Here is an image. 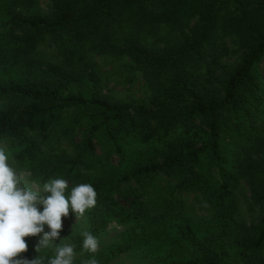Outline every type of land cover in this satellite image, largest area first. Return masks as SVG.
<instances>
[{"label": "trees", "instance_id": "trees-1", "mask_svg": "<svg viewBox=\"0 0 264 264\" xmlns=\"http://www.w3.org/2000/svg\"><path fill=\"white\" fill-rule=\"evenodd\" d=\"M41 1L0 0V98L22 103L0 110V147L39 185L94 186L88 231H126L99 264L134 249L156 264H264V0ZM44 44L53 63L34 57ZM92 56L140 71L147 104L102 95ZM52 135L66 144L58 156L42 151ZM239 181L261 213L247 229L233 219ZM187 195L211 219L173 214Z\"/></svg>", "mask_w": 264, "mask_h": 264}, {"label": "clouds", "instance_id": "clouds-1", "mask_svg": "<svg viewBox=\"0 0 264 264\" xmlns=\"http://www.w3.org/2000/svg\"><path fill=\"white\" fill-rule=\"evenodd\" d=\"M97 197L91 183L72 184L59 177L42 185L22 182L0 147V264H77L82 254L88 258L80 264H99L101 240L93 232L81 228L76 233L75 227L70 237L60 239L62 218L71 211L79 223L96 206ZM74 234L80 238L79 251L76 243L69 242ZM36 236L42 237L35 248L39 255L30 261L21 258L28 250L25 238ZM49 249L51 255H41Z\"/></svg>", "mask_w": 264, "mask_h": 264}, {"label": "rangeland", "instance_id": "rangeland-1", "mask_svg": "<svg viewBox=\"0 0 264 264\" xmlns=\"http://www.w3.org/2000/svg\"><path fill=\"white\" fill-rule=\"evenodd\" d=\"M46 2L47 0H42L40 2L42 11L45 10ZM173 34L174 33H172V35ZM52 55V49L44 44L40 47L34 57L43 60L46 63H53L54 60ZM238 55L239 52L237 46L234 44L229 45L228 53L223 55L219 63L221 70L224 68H230L234 65ZM86 60L88 62L89 71H92L98 79V90L102 95L116 101L125 102L134 107L147 104L149 91L144 85L141 72L134 66L130 65L126 59L118 60L110 57L92 56L90 59ZM215 72L220 73L219 69ZM11 106L21 107L22 103L17 99L0 98V110H4ZM65 145L63 139L58 140L57 136L52 135L49 138L48 147H46L47 145L42 147V151L48 150L49 152H52L54 156H58L65 148ZM148 152L151 153L152 150H149ZM8 155L9 163L16 169L22 182L26 181L33 185H39L31 179L28 171L17 167L12 156L10 154ZM156 160L161 161V158L156 157ZM233 198L236 202V211L233 216L235 223L237 225L240 224L243 228L246 227V229L254 227L258 223L261 213L251 205L247 186L242 181H239L238 186L233 193ZM146 211L150 217L169 215L166 211L164 213L161 208L153 205L146 206ZM177 213H181L183 216H187L193 220L207 221L212 217L209 205L206 203L198 204L190 195L185 197V202L182 208H177L173 211V214ZM89 226V218L87 215H85V217L78 223L76 216L70 211L67 218H62L60 239L70 237L73 234L75 227V232L78 233L81 228L88 231ZM125 234L126 231L124 227L116 223H111L108 228L98 236L101 240V248L98 252L99 255H106L111 247L121 243L125 239ZM41 238V236L30 237V240L37 246ZM77 238H79V236L74 234L69 242L74 243ZM55 243L59 244V239L56 240ZM47 251L49 253L53 252L52 249ZM191 251L192 250L189 252ZM181 253L183 254V249L180 250L178 255ZM84 259L86 258L83 254L78 255L77 264H80ZM102 264H156V261L153 258L145 257L141 249H134Z\"/></svg>", "mask_w": 264, "mask_h": 264}]
</instances>
